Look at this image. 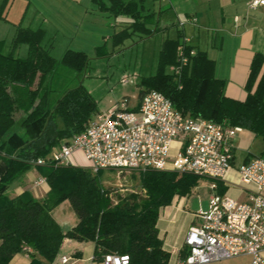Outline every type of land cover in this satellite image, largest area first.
I'll return each mask as SVG.
<instances>
[{
  "label": "trees",
  "instance_id": "16d2710c",
  "mask_svg": "<svg viewBox=\"0 0 264 264\" xmlns=\"http://www.w3.org/2000/svg\"><path fill=\"white\" fill-rule=\"evenodd\" d=\"M42 38V29H18L13 41L27 44L25 58L4 53L0 40V264H9L21 251L30 255L29 264H56L64 238L93 241L96 259L119 253L128 255L129 264H167L170 252L162 248L156 226L159 212L174 196H188L199 176L147 169L139 173V191L113 200L111 189L99 182V171L59 164L60 145L84 131L98 110L82 84L52 96L50 78L58 65L81 71L87 55L69 49L58 60L41 44ZM191 50L184 41L164 40L156 72L138 82V99L157 90L188 117L247 129L264 140V54L253 55L246 96L239 100L226 95L225 80L214 74V60L202 51L189 54ZM182 55L187 63L180 72L167 71ZM38 159L44 163L37 164ZM32 168L45 178L47 193L40 199L28 190L13 194V184ZM226 190L218 183L219 193ZM64 200L78 218L66 231L51 214Z\"/></svg>",
  "mask_w": 264,
  "mask_h": 264
},
{
  "label": "built area",
  "instance_id": "2783aa9c",
  "mask_svg": "<svg viewBox=\"0 0 264 264\" xmlns=\"http://www.w3.org/2000/svg\"><path fill=\"white\" fill-rule=\"evenodd\" d=\"M248 6H264V0H250ZM186 63L182 55L170 71L179 73ZM240 130L188 117L161 92L149 90L136 106L126 99L99 111L84 131L60 145L56 158L59 164L92 172L178 169L211 179L207 207L196 213L198 220L190 225L183 254L174 264H208L239 255L250 256L249 264H264V154L235 167L232 140ZM173 142L178 146L172 155ZM83 160L87 165H81ZM231 171L235 180L229 177ZM218 183L227 189L237 187L247 199L240 201L227 190L219 193ZM42 184L46 180L40 176L34 185ZM100 260L102 264H129L127 254L105 253ZM71 261L62 256L56 264Z\"/></svg>",
  "mask_w": 264,
  "mask_h": 264
},
{
  "label": "crops",
  "instance_id": "0c3cea01",
  "mask_svg": "<svg viewBox=\"0 0 264 264\" xmlns=\"http://www.w3.org/2000/svg\"><path fill=\"white\" fill-rule=\"evenodd\" d=\"M33 1L35 2L34 14L36 15V0ZM41 1L43 6H47L48 9L47 13L42 12L44 13L42 14V24L37 28L30 25L18 26L14 36L19 28L42 29L43 38L41 44L49 52L55 49V47L57 48L56 41L58 37L60 39L80 42L75 39L80 33L69 31L68 21L71 17L78 16L75 11H78L81 14L79 17H82L86 11L83 12L80 9L84 7H80L77 0ZM92 1L98 7L97 9L89 6L93 10L101 9L102 11H106L108 15L127 16L128 20L124 21V28L115 33L120 37L129 35L137 30L150 35L153 32L164 31L170 26H177V22L185 20V24L181 23V28L175 27L176 36H166L162 40L159 52L166 39L185 41V44L190 45L192 50L205 52L209 58L214 60V74L216 77L225 80V93L227 96L239 100L245 98V83L252 57L256 52L264 54V6H258L255 9L249 8L248 4L250 0H166V3H162L165 0ZM3 2V7H5L7 0H3ZM28 3L32 4L30 1ZM126 4H128V8L125 7ZM89 8L85 7L84 10ZM64 13H66V16H64ZM103 32L101 27L99 30L97 28V31L93 34L94 38L97 39V35L101 37V33ZM82 38L81 35V40ZM65 49V52L69 49L84 52L80 50L83 49L81 46L74 49L68 46ZM170 68L171 66H168L167 71H170ZM138 102L137 95L136 101L132 106H136ZM251 136L254 135L249 130L243 128L234 136L232 144L234 149L233 165L235 167L255 156L246 151L245 153L240 152L239 155L237 154V147H243ZM177 146V142L172 143V155L175 153ZM171 167L172 165L170 164L169 168ZM233 174L236 177L233 171L229 173V177ZM39 177L38 171L32 168L19 181L13 184L12 193L19 194L24 190H28L34 198H43L49 187L47 183L35 186L34 182ZM230 188L238 190L236 199L240 201L247 199L246 194L237 187H229L227 189L228 194ZM186 197L174 196L169 205L161 208L157 218L156 226L159 231L162 248L170 252L167 264H174L177 258L182 256L184 239L188 229L190 225L196 223L198 220L196 218L198 211L188 212L185 210ZM207 203L208 200L206 207ZM51 214L62 231L70 229L78 221L68 200H64L56 205L52 209ZM62 256L71 257V264H102L100 259L95 258V243L91 240L78 241L64 238L56 257V262ZM241 256L244 258V264H249L250 256ZM30 259L31 257L28 253L21 251L11 258L9 264H29ZM226 260L228 259L208 264H235L224 262Z\"/></svg>",
  "mask_w": 264,
  "mask_h": 264
},
{
  "label": "rangeland",
  "instance_id": "374dc122",
  "mask_svg": "<svg viewBox=\"0 0 264 264\" xmlns=\"http://www.w3.org/2000/svg\"><path fill=\"white\" fill-rule=\"evenodd\" d=\"M32 2L29 4L28 2ZM71 1V0H69ZM75 1V0H74ZM78 5L97 8V4L92 0H77ZM107 1V0H104ZM162 3H166V0ZM3 0H0V40L3 42L4 53H12L16 57L25 58L27 56V46L24 42L14 43L13 36L18 26H40L43 22V15L47 13V6H43L41 0H7L3 7ZM81 11L82 17L78 11L77 17L69 19V31L79 32L80 35L70 41L60 39L56 41L57 48L50 50V54L56 59H60L68 46L72 49L83 47L87 55L85 68L81 71L72 69L65 64L60 63L51 76L50 87L54 89L52 96L60 94L64 88L74 87L82 84L90 92L96 102L97 110H106L114 103L121 100L128 101L132 106L136 101L138 82L142 76L154 74L157 68L158 54L162 40L166 36H176V28H181V23L177 26H170L161 32L144 34L138 30L129 35L118 36L120 29L124 28V21L127 16L108 15L106 11L93 10L91 8ZM44 12V13H42ZM68 15H70L68 13ZM66 16V13H64ZM36 21V23H34ZM32 24V25H31ZM36 24V25H35ZM102 28L104 31L101 37L94 33ZM176 27V28H175ZM82 35V40H81ZM89 37V38H88ZM121 38V39H117ZM185 42V41H184ZM54 43V41H53ZM168 70V69H167ZM97 113L93 114L95 118ZM264 150V140L260 137L251 136L243 147H237V154L240 152H249L259 155ZM81 165H87L83 160ZM96 173V172H93ZM98 174L100 184L104 188L111 189L110 197L116 200L117 195H123L130 191H139V173L137 170H127L118 172L115 169H101ZM235 180L234 174L230 177ZM212 180L206 177H199L198 184L186 197L185 210L188 212H197L205 209L206 202L211 193ZM238 190L230 188L229 194L237 198ZM241 255L228 258L227 263L244 264Z\"/></svg>",
  "mask_w": 264,
  "mask_h": 264
}]
</instances>
